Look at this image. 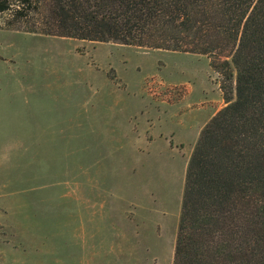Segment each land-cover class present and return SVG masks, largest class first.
<instances>
[{
  "label": "rangeland",
  "instance_id": "obj_1",
  "mask_svg": "<svg viewBox=\"0 0 264 264\" xmlns=\"http://www.w3.org/2000/svg\"><path fill=\"white\" fill-rule=\"evenodd\" d=\"M4 20L0 264H173L187 165L225 106L209 58Z\"/></svg>",
  "mask_w": 264,
  "mask_h": 264
},
{
  "label": "trees",
  "instance_id": "obj_2",
  "mask_svg": "<svg viewBox=\"0 0 264 264\" xmlns=\"http://www.w3.org/2000/svg\"><path fill=\"white\" fill-rule=\"evenodd\" d=\"M6 29L204 55L225 106L189 159L173 264H264V0H0Z\"/></svg>",
  "mask_w": 264,
  "mask_h": 264
}]
</instances>
